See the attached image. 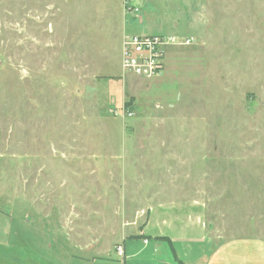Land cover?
<instances>
[{
  "label": "rangeland",
  "instance_id": "rangeland-1",
  "mask_svg": "<svg viewBox=\"0 0 264 264\" xmlns=\"http://www.w3.org/2000/svg\"><path fill=\"white\" fill-rule=\"evenodd\" d=\"M0 264H264V0H0Z\"/></svg>",
  "mask_w": 264,
  "mask_h": 264
},
{
  "label": "built area",
  "instance_id": "built-area-1",
  "mask_svg": "<svg viewBox=\"0 0 264 264\" xmlns=\"http://www.w3.org/2000/svg\"><path fill=\"white\" fill-rule=\"evenodd\" d=\"M193 39H180L161 34H140L126 37L122 42L121 63L125 73L143 79H156L165 70L168 50L172 47H186ZM124 113V110H123ZM122 115V113H117ZM147 242V241H146ZM118 257H125V248L116 249Z\"/></svg>",
  "mask_w": 264,
  "mask_h": 264
},
{
  "label": "trees",
  "instance_id": "trees-1",
  "mask_svg": "<svg viewBox=\"0 0 264 264\" xmlns=\"http://www.w3.org/2000/svg\"><path fill=\"white\" fill-rule=\"evenodd\" d=\"M158 240H160V241H164V242H169V244L172 245L170 239H168V238H166V237H160V238H158Z\"/></svg>",
  "mask_w": 264,
  "mask_h": 264
},
{
  "label": "crops",
  "instance_id": "crops-1",
  "mask_svg": "<svg viewBox=\"0 0 264 264\" xmlns=\"http://www.w3.org/2000/svg\"><path fill=\"white\" fill-rule=\"evenodd\" d=\"M142 235H143V237H146L145 234H143V232H142ZM158 238H160V237H158ZM168 239H169V238H168ZM146 241H147V242H146ZM144 242H145V243H148V240L145 239ZM123 246H124V245H123ZM124 248H125V246H124ZM125 257H126V249H125Z\"/></svg>",
  "mask_w": 264,
  "mask_h": 264
}]
</instances>
